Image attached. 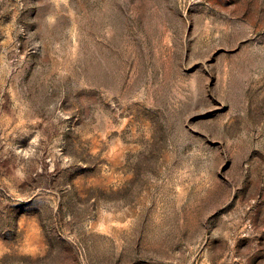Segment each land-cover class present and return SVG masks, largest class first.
<instances>
[{"label": "rangeland", "instance_id": "1", "mask_svg": "<svg viewBox=\"0 0 264 264\" xmlns=\"http://www.w3.org/2000/svg\"><path fill=\"white\" fill-rule=\"evenodd\" d=\"M0 264H264V0H0Z\"/></svg>", "mask_w": 264, "mask_h": 264}]
</instances>
